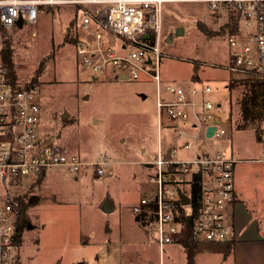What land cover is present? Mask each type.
Returning <instances> with one entry per match:
<instances>
[{
	"label": "rangeland",
	"instance_id": "1",
	"mask_svg": "<svg viewBox=\"0 0 264 264\" xmlns=\"http://www.w3.org/2000/svg\"><path fill=\"white\" fill-rule=\"evenodd\" d=\"M227 17L203 1L163 2L159 73L166 81L210 87L203 99L219 104L215 111L228 122L226 134L200 150L263 158L264 118L247 120L245 128L236 125L243 124L240 80L246 77L224 68ZM83 37L72 6L65 4L47 6L35 24L0 36V47L9 43L12 51L17 83L39 85L40 139L68 147L82 161L107 162L103 175L94 165L75 171L52 166L40 182L35 170L12 180L15 199L37 195L39 201L25 209L29 222L11 263L18 258V264H186L183 244H166L160 253L150 224L128 210L151 192L146 161L156 158L159 147L165 152L176 144L170 130L158 126L155 82L145 75L115 77L112 65L93 74L77 54ZM229 81L235 84L231 90ZM178 157L190 154L181 151ZM105 197L111 212L100 209Z\"/></svg>",
	"mask_w": 264,
	"mask_h": 264
},
{
	"label": "built area",
	"instance_id": "2",
	"mask_svg": "<svg viewBox=\"0 0 264 264\" xmlns=\"http://www.w3.org/2000/svg\"><path fill=\"white\" fill-rule=\"evenodd\" d=\"M166 1L172 0H0V36L18 27L19 17L22 25L18 28H22L35 24L47 6L71 5L75 23L86 36L78 39L77 54L93 74L112 65L117 77L122 74L136 79L145 75L155 82L158 126L169 129L176 144L165 152L159 147L156 158L146 161L151 192L128 210L136 219L150 224L160 253L164 245H184L190 236L197 242L234 237L226 210L235 198L233 165L238 161L220 152L200 150L201 144L225 135L223 126L228 122H222L215 111L218 104L203 99L202 94L210 87L166 81L160 76L162 4ZM193 1L206 2L210 9L228 16L233 30L226 32L228 56L224 68L246 78L263 79L264 0ZM40 113L38 83L12 86L0 61V264H12L15 254L13 235L19 202L10 188L13 179L52 166L75 171L83 165H94L96 174L103 175L107 163L82 161L68 147L42 141L37 131ZM216 118L219 121L215 123ZM212 125L215 130L208 136L206 128ZM181 151L190 157L176 158ZM194 186L195 211L191 206ZM178 187L190 197L189 204H181ZM180 209L184 217H178Z\"/></svg>",
	"mask_w": 264,
	"mask_h": 264
},
{
	"label": "crops",
	"instance_id": "3",
	"mask_svg": "<svg viewBox=\"0 0 264 264\" xmlns=\"http://www.w3.org/2000/svg\"><path fill=\"white\" fill-rule=\"evenodd\" d=\"M235 159V198L226 210L234 237L221 242L199 241L193 264H264V157Z\"/></svg>",
	"mask_w": 264,
	"mask_h": 264
},
{
	"label": "trees",
	"instance_id": "4",
	"mask_svg": "<svg viewBox=\"0 0 264 264\" xmlns=\"http://www.w3.org/2000/svg\"><path fill=\"white\" fill-rule=\"evenodd\" d=\"M198 27L204 31L209 32L202 24L198 23ZM227 30L231 32L233 30L229 21H227L224 26H222V30ZM210 33V32H209ZM3 43V42H2ZM5 44V45H4ZM4 46L0 47V61L7 69V77L9 83L14 86L17 84L16 75L13 70V61H12V51L9 48V43L4 42ZM233 81L227 82V87L229 90L234 87ZM241 92H242V100H241V118L243 120V124L237 123V128H245L248 125L246 122L249 120V124H251L254 120H261L264 118V78L263 79H253L246 78L244 80H240ZM231 123V122H230ZM232 125V124H231ZM242 125V127H241ZM253 128L252 126H248ZM261 132L256 133V138L258 140L261 139ZM45 168L37 169L38 178L36 182H40L43 176ZM195 186L191 192V206L195 211L196 203H197V192ZM18 198L19 209L15 219V232L13 235V244L17 250V248L21 245L22 242V232L26 228L29 220L28 215L25 211L28 207L36 204L39 201V196L32 195L29 197H25L24 199ZM178 217H184L183 210L180 209ZM197 241L190 236L187 242L183 245L186 254L187 264H193L194 252L196 250ZM229 247V245H228ZM15 264L19 263L18 258L15 261Z\"/></svg>",
	"mask_w": 264,
	"mask_h": 264
},
{
	"label": "water",
	"instance_id": "5",
	"mask_svg": "<svg viewBox=\"0 0 264 264\" xmlns=\"http://www.w3.org/2000/svg\"><path fill=\"white\" fill-rule=\"evenodd\" d=\"M16 24H17V26L18 27H21V25H22V19H21V17H19L18 18V20H17V22H16ZM149 61V60H148ZM115 77H117V75H115ZM120 77L121 78H126V76H124V75H120ZM219 105V104H218ZM64 115L65 114H63V117H64ZM219 120L216 118L215 119V123L216 122H218ZM215 125H212V126H208L207 128H206V135H211L212 133H213V131L215 130ZM172 178H173V176H172ZM177 191H178V195H179V198H180V202H181V204H183V205H187V204H189L190 203V197L187 195V194H185L184 192H182V190L178 187L177 188ZM100 209L103 211V212H111L112 210H113V207H112V205H111V202H110V200L108 199V197H105L104 199H103V201L101 202V204H100ZM29 226V225H28Z\"/></svg>",
	"mask_w": 264,
	"mask_h": 264
}]
</instances>
